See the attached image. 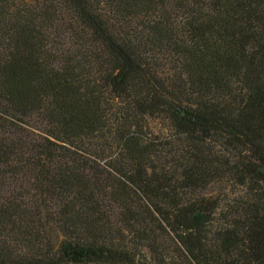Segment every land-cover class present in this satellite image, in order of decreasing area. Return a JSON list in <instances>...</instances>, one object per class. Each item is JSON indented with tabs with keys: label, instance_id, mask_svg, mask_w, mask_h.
I'll return each mask as SVG.
<instances>
[{
	"label": "trees",
	"instance_id": "trees-1",
	"mask_svg": "<svg viewBox=\"0 0 264 264\" xmlns=\"http://www.w3.org/2000/svg\"><path fill=\"white\" fill-rule=\"evenodd\" d=\"M0 264H264V0H0Z\"/></svg>",
	"mask_w": 264,
	"mask_h": 264
}]
</instances>
